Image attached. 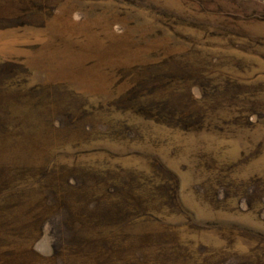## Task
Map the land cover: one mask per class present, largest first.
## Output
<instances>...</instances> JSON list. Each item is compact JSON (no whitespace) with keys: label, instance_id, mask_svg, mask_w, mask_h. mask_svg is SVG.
Segmentation results:
<instances>
[{"label":"rangeland","instance_id":"1","mask_svg":"<svg viewBox=\"0 0 264 264\" xmlns=\"http://www.w3.org/2000/svg\"><path fill=\"white\" fill-rule=\"evenodd\" d=\"M0 264H264V0H0Z\"/></svg>","mask_w":264,"mask_h":264}]
</instances>
